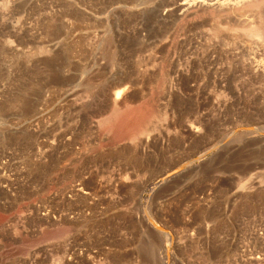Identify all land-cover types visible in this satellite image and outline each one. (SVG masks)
Returning <instances> with one entry per match:
<instances>
[{"label":"rangeland","instance_id":"obj_1","mask_svg":"<svg viewBox=\"0 0 264 264\" xmlns=\"http://www.w3.org/2000/svg\"><path fill=\"white\" fill-rule=\"evenodd\" d=\"M228 1L0 0V264H264V0Z\"/></svg>","mask_w":264,"mask_h":264},{"label":"bare ground","instance_id":"obj_2","mask_svg":"<svg viewBox=\"0 0 264 264\" xmlns=\"http://www.w3.org/2000/svg\"><path fill=\"white\" fill-rule=\"evenodd\" d=\"M221 1V0H220ZM230 1V0H229ZM228 1V2H229ZM259 1V0H258ZM237 2H239V1H235V5L237 4ZM249 2V1H248ZM247 2V3H248ZM215 4H217L218 3V5L220 4L221 5V2L219 3V2H217V1H215L214 2ZM227 3V2H226ZM245 3V2H244ZM224 4V3H223ZM258 4V3H257ZM256 4V5H257ZM260 4V3H259ZM214 5V4H213ZM219 5V6H220ZM249 5H252V4H249ZM254 5H255V3H254ZM229 6V5H228ZM239 6V5H238ZM241 6V5H240ZM222 7V6H221ZM235 7V6H234ZM249 7V6H248ZM220 8V7H219ZM223 9V8H222ZM228 9V8H227ZM241 9V8H240ZM229 10H230V7H229ZM263 17V16H262ZM261 18V17H260ZM260 20V19H259ZM262 21V20H261ZM259 22V21H257V22H259V24H256V25H250L249 24V26L247 27V25L246 24H244V26L246 25V27H247V29L249 30V32H251L252 34H256V35H261V36H263L264 37V26L262 25V22ZM247 22V21H246ZM256 22V23H257ZM261 23V24H260ZM264 23V22H263ZM261 25H262V27H261ZM121 86V85H120ZM124 89H119V90H117L116 92H115V99H119L123 94H124ZM105 120V119H104ZM106 120H107V118H106ZM113 121V120H112ZM102 123L104 124L105 123V125L108 123L109 124V121L106 123L105 121L103 122L102 121ZM102 126H104V125H102ZM107 126V125H106Z\"/></svg>","mask_w":264,"mask_h":264}]
</instances>
